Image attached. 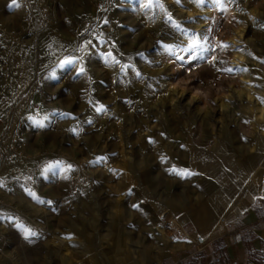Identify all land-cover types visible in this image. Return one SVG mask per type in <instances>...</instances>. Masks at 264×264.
Segmentation results:
<instances>
[{"label": "rangeland", "instance_id": "1", "mask_svg": "<svg viewBox=\"0 0 264 264\" xmlns=\"http://www.w3.org/2000/svg\"><path fill=\"white\" fill-rule=\"evenodd\" d=\"M248 112L251 130L237 127ZM230 138L264 168V0H0V264L211 255L246 201L216 193L225 208L197 236L194 221L213 218L207 185L230 182L192 152L229 170ZM167 217L173 237L158 231Z\"/></svg>", "mask_w": 264, "mask_h": 264}, {"label": "bare ground", "instance_id": "2", "mask_svg": "<svg viewBox=\"0 0 264 264\" xmlns=\"http://www.w3.org/2000/svg\"><path fill=\"white\" fill-rule=\"evenodd\" d=\"M139 4L141 6L143 5L142 2L139 3ZM141 6H139V7H141ZM148 6L149 5H147V7ZM143 12H144V8H143ZM153 15H155V14H153ZM151 16H152V13L150 11H146V14H145V18L146 19L145 20L148 19V21H149L151 19ZM142 17H144V16H142ZM152 18H153V16H152ZM142 22H143V20H142ZM157 29H158V27H157ZM166 34H164V36ZM114 39H115V37H114ZM166 40H168L170 43H174L173 45H175V44L177 45L179 43L178 42L179 41L178 40V34L177 33H174L173 35L169 34L168 36H166ZM93 91H94V88H93ZM94 92H97V91H94ZM192 93L195 94L201 101H206L207 102L211 98V93L210 92H201V91H199L196 88L192 89ZM252 116L253 115H252L251 112H248L247 114L242 115V117H240V118L237 117V115L232 114L233 121L237 124V127L240 128V127H242V124L245 123L246 127H248L250 130H251V126H252V124H251ZM210 139L211 138L209 136H205L203 138L201 137V139L199 138L198 139L199 145H201V144L210 145L211 144ZM222 144H224L226 146L225 147L226 149H225L224 161L222 163H220V164L222 166L227 165L230 168L229 170L219 171L220 169H217L216 166L214 168L210 167L209 169H205V168H203L204 167L203 165L205 163H208L207 161H205V159L208 160L205 157V150L204 149L203 150L202 149L201 150L200 149H195L192 152V155H193L192 164L195 167H197L198 169L202 170L203 173L206 174L209 177H212V178H215V179H218V178L221 179V177L224 176V179L226 178V179H228L227 181L230 182L229 186H228V189H224V190L215 189V187L213 185H211V184L207 185V191L209 193L208 195L210 197H213V203L210 204V205H207L208 207H210V209L212 211L213 218L208 216L210 214L207 213L208 215L205 216V219H198V220L194 221V223H195V225L197 227V234H196L197 236L198 235L202 236L205 232H207L209 224L212 223L215 220L214 216L215 217L218 216L221 213V211H222V208H221L220 203H219V201L217 199L216 193H218V194L220 193L221 195H231L233 193L234 194L235 193L238 194V193H240L242 191L243 192L244 191H249V190L252 189V185L250 183L251 180H255L256 181V180H260V179H262L264 177V170H263L264 168L261 167V163L263 162L262 156H259V155L257 157L255 156V158H257L256 162H254L253 159H251V158H249L247 156H243L241 158L242 163H240L238 161V159H237L238 158V156H237L238 153H237V148H236V146L234 144L233 138H230L229 141H222ZM217 145H218V143H217ZM226 150H228V151H226ZM215 205H218V208H215ZM172 220H173V218L171 219L170 217H167L164 220V222H163L164 223L163 227L159 228L158 231L164 232L167 237H173L172 236L173 234H172V231H171L172 228L170 229V227H169L173 223ZM175 222H176V220H175ZM212 237L213 236H211L210 238H212ZM168 244L169 243H167L164 246V249L166 251H169V254H171L170 245H168Z\"/></svg>", "mask_w": 264, "mask_h": 264}, {"label": "crops", "instance_id": "3", "mask_svg": "<svg viewBox=\"0 0 264 264\" xmlns=\"http://www.w3.org/2000/svg\"><path fill=\"white\" fill-rule=\"evenodd\" d=\"M260 180L264 181V177ZM264 189V185L262 186ZM255 187L249 191H242L240 193H233L231 195H220L226 201L230 199H240L246 201L248 207L255 198L263 197L253 208L239 212L235 219L229 223L225 229L220 233L218 239L214 243L212 254L204 255L207 262L215 260L214 251L218 244L224 248V256L222 264H264V193L260 196L254 197ZM222 210L225 208L222 201L218 200ZM241 208V206H240ZM244 210V211H243ZM234 212H237L236 210ZM221 228L211 233V236L219 234ZM204 243V241H203Z\"/></svg>", "mask_w": 264, "mask_h": 264}, {"label": "trees", "instance_id": "4", "mask_svg": "<svg viewBox=\"0 0 264 264\" xmlns=\"http://www.w3.org/2000/svg\"><path fill=\"white\" fill-rule=\"evenodd\" d=\"M214 256H215V260L209 263L207 262L206 257H202V258L197 257L196 259L189 261L186 264H222L223 256H224V248L220 247L219 244L214 251ZM217 259L219 260V262L216 261Z\"/></svg>", "mask_w": 264, "mask_h": 264}, {"label": "snow or ice", "instance_id": "5", "mask_svg": "<svg viewBox=\"0 0 264 264\" xmlns=\"http://www.w3.org/2000/svg\"><path fill=\"white\" fill-rule=\"evenodd\" d=\"M192 47H193V48H196V47H198V44H197L196 42H193ZM81 71H83V69H81ZM36 123H37L38 125H41V124H42L41 121H36ZM173 171H175V169H174ZM180 174H182V175H187V174H189V173H180ZM24 231H25V235H26V236H34V235H36L34 232H30V231L27 230V229H25Z\"/></svg>", "mask_w": 264, "mask_h": 264}, {"label": "built area", "instance_id": "6", "mask_svg": "<svg viewBox=\"0 0 264 264\" xmlns=\"http://www.w3.org/2000/svg\"><path fill=\"white\" fill-rule=\"evenodd\" d=\"M216 261H217V262H219V260H218V259H217Z\"/></svg>", "mask_w": 264, "mask_h": 264}]
</instances>
